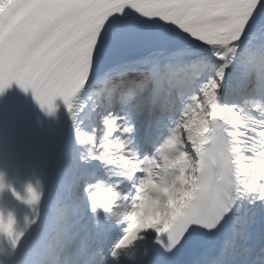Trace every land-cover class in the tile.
I'll return each instance as SVG.
<instances>
[{
  "label": "snow or ice",
  "instance_id": "obj_1",
  "mask_svg": "<svg viewBox=\"0 0 264 264\" xmlns=\"http://www.w3.org/2000/svg\"><path fill=\"white\" fill-rule=\"evenodd\" d=\"M13 83L49 114L62 100L81 160L106 174L83 201L98 238L122 234L94 264H127L137 241L171 256L213 237L214 255L191 264H264V0H0V94ZM65 191L62 246L76 206ZM16 198L30 211L0 227L11 264L44 189Z\"/></svg>",
  "mask_w": 264,
  "mask_h": 264
},
{
  "label": "bare ground",
  "instance_id": "obj_2",
  "mask_svg": "<svg viewBox=\"0 0 264 264\" xmlns=\"http://www.w3.org/2000/svg\"><path fill=\"white\" fill-rule=\"evenodd\" d=\"M75 134V129H74ZM66 143V153L64 155V164L61 167L60 170L56 171L55 176L57 177V185L60 187L58 190H53V185H51V188L48 191V198H47V211L53 213V209L55 207L56 201L60 196L61 193V186L63 185L66 189L69 190V186L72 187L76 181L72 182L75 175V170L77 166L83 167L86 162L82 161L80 158V152L82 151V146L79 144L78 141H74L73 138L68 137L65 141ZM75 188H77L76 184L74 185ZM65 191L63 195H66ZM52 223L49 222V225ZM53 229V230H51ZM56 232L55 225L50 226L45 230L42 234L43 238H45L46 241L51 239L53 237V234Z\"/></svg>",
  "mask_w": 264,
  "mask_h": 264
},
{
  "label": "clouds",
  "instance_id": "obj_3",
  "mask_svg": "<svg viewBox=\"0 0 264 264\" xmlns=\"http://www.w3.org/2000/svg\"><path fill=\"white\" fill-rule=\"evenodd\" d=\"M0 215H2L3 219H4V224H0V227L6 226V222H7L9 215H12L16 218V216L11 211H8V212L0 211ZM16 221H17L16 227L18 229L22 228L23 227V221L18 222L17 218H16ZM0 247H2L5 251V254L0 255V264H11V261L13 258L9 257V255H8L10 252V249L8 246V241H7L6 236H3L2 238H0Z\"/></svg>",
  "mask_w": 264,
  "mask_h": 264
}]
</instances>
